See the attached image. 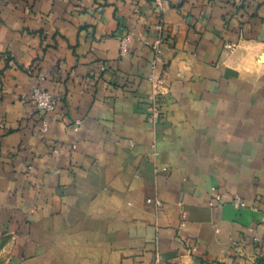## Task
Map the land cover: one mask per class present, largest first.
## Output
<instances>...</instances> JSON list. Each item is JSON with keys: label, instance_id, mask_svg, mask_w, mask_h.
<instances>
[{"label": "crops", "instance_id": "obj_1", "mask_svg": "<svg viewBox=\"0 0 264 264\" xmlns=\"http://www.w3.org/2000/svg\"><path fill=\"white\" fill-rule=\"evenodd\" d=\"M162 5L0 0V264H264V0Z\"/></svg>", "mask_w": 264, "mask_h": 264}, {"label": "built area", "instance_id": "obj_2", "mask_svg": "<svg viewBox=\"0 0 264 264\" xmlns=\"http://www.w3.org/2000/svg\"><path fill=\"white\" fill-rule=\"evenodd\" d=\"M156 4L159 6L160 10L163 8V0H155ZM161 42L160 37H157L153 43L152 47L155 51V56L150 62L149 66V73L147 75V79L151 83V93L149 95V103L147 107V119L150 122H156L160 118V109L158 106V100L161 94L164 93L166 89L165 85V76L163 73L158 72V63L160 62V56H159V44ZM126 43L127 38L122 40L121 42V51H125L126 49ZM104 69V67H102ZM30 99L34 103L35 107L42 111H49L52 109L56 104V99L51 94H49L45 89L41 88L40 86H34L30 91ZM47 129V124L44 122L42 124L41 131L44 132ZM214 200L218 203L222 201V198L219 194H216L214 196ZM148 201H153L155 204H160V202L157 199H148ZM231 204L235 208H242L245 207L246 204L242 200V198L234 194L232 195L230 199ZM183 216H185V213H183Z\"/></svg>", "mask_w": 264, "mask_h": 264}]
</instances>
